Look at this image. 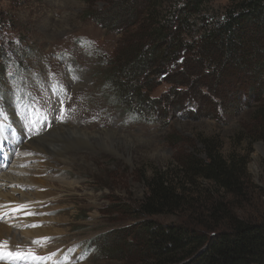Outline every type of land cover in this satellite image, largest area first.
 <instances>
[{
  "label": "rangeland",
  "instance_id": "374dc122",
  "mask_svg": "<svg viewBox=\"0 0 264 264\" xmlns=\"http://www.w3.org/2000/svg\"><path fill=\"white\" fill-rule=\"evenodd\" d=\"M119 1L0 0V49L5 52V59H0V117L19 126L15 103L22 101L47 119L35 134H21L15 156L8 146V159H0V182L14 184H3L0 189L10 201L23 202L22 215L12 220L2 211L7 208L0 207V215L5 214L0 225L10 226L16 237L13 244L6 243L7 247L48 254L47 264H156L154 260L143 261V256H137L138 249L128 244L136 239L137 222L147 218L165 224L192 223L196 218L186 213L141 216L137 206L149 195L148 182L156 171L175 168L191 153L204 158V141L208 140L223 157L244 160L246 179L241 178L245 183L241 195L218 193L212 183L203 179L193 185L177 178L176 188L182 186L178 191L188 197L187 204L203 208L222 201L236 218L264 221V140L259 138L253 114L260 99L252 98L245 93L246 87L234 83L228 91L236 93L241 88L245 92L223 101L209 96L219 104L206 110V101L196 98L198 84L174 87L171 75L164 79L155 75L150 77L151 99H163L175 88L189 92L184 104L178 97L175 99L181 103L179 108L170 109L160 103L157 107L148 105L142 112L129 111L136 101L119 100L107 73L115 63L121 64L119 54L137 38L132 35L139 27L125 26L120 30L99 21V13L110 12ZM230 1L217 0L210 11L223 12ZM196 30L187 36L189 40L199 34ZM211 83L222 86L216 78ZM212 90L208 89V94L213 95ZM59 124L97 133L91 135L88 145L64 148L65 163L46 170L45 157L55 159L51 157L55 151L48 147L49 152L36 158L30 152L36 150L28 146L36 137H48ZM0 199L4 201L5 197L0 195ZM27 219L31 221L25 222ZM201 220L211 227L220 225L203 211ZM42 228L46 230L42 235L23 233ZM108 237L113 243L109 249L103 248L102 242ZM90 242L94 246H89Z\"/></svg>",
  "mask_w": 264,
  "mask_h": 264
},
{
  "label": "trees",
  "instance_id": "16d2710c",
  "mask_svg": "<svg viewBox=\"0 0 264 264\" xmlns=\"http://www.w3.org/2000/svg\"><path fill=\"white\" fill-rule=\"evenodd\" d=\"M215 1L121 0L110 12L99 13L103 26L111 24L120 30L139 27L132 35L136 41L132 40L119 54L121 64L115 63L108 71V83L119 94V100L136 101V106L129 109L136 112L153 104L157 107L162 103L170 109L184 104L189 92L175 88L163 99H151L150 77L155 75L161 79L171 75L174 87L198 84L196 98L206 101V110L219 104L210 97L223 101L246 91L260 99L253 114L259 138L264 140V0H231L223 12L210 11ZM194 28L199 34L189 40L187 36L194 35ZM4 53L0 49V59H5ZM185 77L188 81H183ZM212 78L222 86L214 87ZM234 83L247 89L228 91ZM130 88L133 90L128 91ZM204 88L206 93L202 92ZM208 89L214 90V96L208 94ZM178 97L181 103L175 99ZM204 145V158L191 153L175 168L156 171L148 182L149 195L136 209L141 216L186 213L196 219L192 223L165 224L145 218L137 222L136 239L128 244L138 249L137 256H143V261L154 260L156 264H264V221L236 218L222 201L203 208L187 204L188 197L178 191L182 186L176 188L177 178L193 185L203 179L218 193L241 195L246 179L244 160L223 157L213 141H204ZM202 211L210 213L220 225L211 227L202 221ZM112 243L109 237L104 239L103 248L109 249Z\"/></svg>",
  "mask_w": 264,
  "mask_h": 264
},
{
  "label": "bare ground",
  "instance_id": "6f19581e",
  "mask_svg": "<svg viewBox=\"0 0 264 264\" xmlns=\"http://www.w3.org/2000/svg\"><path fill=\"white\" fill-rule=\"evenodd\" d=\"M49 132H50V135H48V137L47 136L46 137L41 136L39 138L36 137L37 139L34 138L35 140L30 141V143H29L30 146H28V147L33 148V149L36 150V151H34V150L31 149V151H30L31 152V155H33L36 158H38L37 157L38 154H43L42 152H45L48 147L55 151L54 156H51V153L50 154L49 153H46V155L48 154L51 157H55V159H50V157L48 158L47 156L45 157L46 160H47V162L45 163L46 170L56 169V168H58V166H59L60 163H65L67 156L64 153V150H65L64 148L78 147V146H82V145H88L89 142H90L89 139L91 138V135L97 133L95 131H89L87 128L76 127V126H71V125H65V126L60 125V126H56V128H54L53 130H51ZM46 135H47V133H46ZM58 139L61 140L60 143L58 142ZM49 140H51V141H49ZM55 141H57V142H55ZM64 141H66V142L64 143ZM22 147L27 148V146H22ZM40 158H42V157H40ZM0 170H2V169L0 168ZM6 177H7V174H6ZM33 180L30 179V181L32 183H34ZM35 182H38V181H35ZM41 182H42V180H41ZM3 184L8 185L10 187H12V185H14L13 184V181L0 182V186H2ZM10 194L13 195L14 193H11L10 192ZM0 195L5 197L4 201L0 199V204L2 206L3 205H6L7 206L6 207L7 208L6 210H2L3 212H7V215H8L9 209L12 207V204H16V205L19 204L17 206L21 207V204L23 203V202H21V204H20L18 202H15L14 203V202L10 201V197H7L6 193L3 192V189H0ZM13 198L16 199V200H18V197H13ZM40 198H41V196H40ZM32 200H34V199H32ZM30 221L31 220L27 219L25 222H30ZM23 233H27L29 235H31V233L39 234V235L41 234L42 235V234H45L46 233V230H45V228H42V229H35V231H28L27 230V231H24ZM12 236L14 237V239H13ZM15 239H16V237L14 236V234L12 235V233H11V227L10 226L0 225V248H8V249H10L12 251H15V252H17L18 250H23V247L22 248H19V246H18V248L17 247H11V245H9V247L6 246V243H9L10 241L13 244V242L15 241ZM21 242L22 241L17 242V243H21ZM29 246H31V245L29 244ZM26 247L29 248L28 246H26ZM4 262L5 263H9V264H13V261L12 260H7V261H4Z\"/></svg>",
  "mask_w": 264,
  "mask_h": 264
},
{
  "label": "snow or ice",
  "instance_id": "6c2138e0",
  "mask_svg": "<svg viewBox=\"0 0 264 264\" xmlns=\"http://www.w3.org/2000/svg\"><path fill=\"white\" fill-rule=\"evenodd\" d=\"M0 207H3L2 205H0ZM23 207V206H22ZM43 239H50V238H47V237H45V238H43ZM34 243H39V241H34ZM36 259H42L41 257H36Z\"/></svg>",
  "mask_w": 264,
  "mask_h": 264
},
{
  "label": "clouds",
  "instance_id": "9594fccd",
  "mask_svg": "<svg viewBox=\"0 0 264 264\" xmlns=\"http://www.w3.org/2000/svg\"><path fill=\"white\" fill-rule=\"evenodd\" d=\"M23 134H24V131H23ZM10 220V219H9ZM12 220V219H11ZM1 223V222H0ZM89 246H94V245H91V244H89ZM6 249H8V248H6ZM10 250V249H9ZM12 251V250H11ZM40 254H42V253H40ZM7 264H9V263H7ZM13 264H16V263H13Z\"/></svg>",
  "mask_w": 264,
  "mask_h": 264
}]
</instances>
